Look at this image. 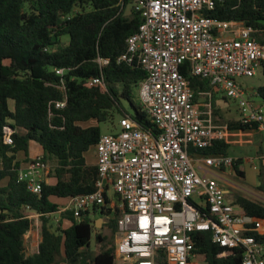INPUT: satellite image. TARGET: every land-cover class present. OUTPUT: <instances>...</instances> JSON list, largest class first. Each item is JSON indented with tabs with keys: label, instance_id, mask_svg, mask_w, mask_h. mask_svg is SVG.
<instances>
[{
	"label": "trees",
	"instance_id": "trees-1",
	"mask_svg": "<svg viewBox=\"0 0 264 264\" xmlns=\"http://www.w3.org/2000/svg\"><path fill=\"white\" fill-rule=\"evenodd\" d=\"M206 15L261 30L264 0H224ZM141 23L134 0H0V264H116V247L109 245L127 209L111 207L107 193L105 205L77 220L71 212L60 214V203L96 191L98 167L86 155L92 149L96 152L101 124L112 125L117 118L116 129L120 118L130 116L144 130L156 132L138 96L146 72L136 60L119 61ZM181 70L196 101L211 93L216 125L230 131L259 129L256 123L240 120L220 124L217 101L225 98L209 80ZM261 71L264 75V63ZM95 78H103L105 87L92 85ZM250 95L264 101V85ZM61 102L65 106L57 108ZM7 128L11 145L5 141ZM31 142L42 148L44 163L57 160L50 176L55 183L44 181L39 195L19 180L22 162L17 156L23 154L28 161ZM229 149L226 140H218L202 154L228 156ZM243 163L235 159L232 168L244 179ZM258 178L264 193L263 162ZM232 205L248 217L264 220L262 202L236 194ZM58 214L60 222L53 220ZM34 215H39L41 241L37 252L29 255L25 235L35 224L30 218ZM91 215L108 221L111 238L96 233ZM250 235L264 241L257 232ZM94 237L102 244L97 254L91 252ZM194 253L203 256L205 264H243V248L221 247L213 242L211 232L195 235Z\"/></svg>",
	"mask_w": 264,
	"mask_h": 264
},
{
	"label": "built area",
	"instance_id": "built-area-1",
	"mask_svg": "<svg viewBox=\"0 0 264 264\" xmlns=\"http://www.w3.org/2000/svg\"><path fill=\"white\" fill-rule=\"evenodd\" d=\"M223 1L134 0L142 23L119 61L136 60L146 72L138 96L156 132L144 130L130 116L120 118L116 132L102 135L96 147V191L74 197L60 209L78 220L105 205L112 189L127 209L118 220L116 264H191L199 232H211L221 247H242L243 264H264V241L250 235L260 234L262 220L233 206L230 191L210 172L232 168L234 159L202 154L225 140L228 128L214 122L211 93L196 101L181 72L183 67L209 80L236 106L242 123H256L264 131V101L254 99L252 90L239 82L262 68L264 29L206 15ZM91 84L105 87L103 78ZM6 134V143L13 144L11 129ZM46 169L39 156L20 170L19 180L39 195ZM35 216L39 218H30Z\"/></svg>",
	"mask_w": 264,
	"mask_h": 264
},
{
	"label": "rangeland",
	"instance_id": "rangeland-1",
	"mask_svg": "<svg viewBox=\"0 0 264 264\" xmlns=\"http://www.w3.org/2000/svg\"><path fill=\"white\" fill-rule=\"evenodd\" d=\"M130 7L128 8L129 11ZM229 36V34H226V37ZM239 82L246 88V89H250V88H254L257 89L260 86L264 85V75L262 73L261 70L258 71V73L251 78H241L239 79ZM219 97H222V94H219ZM13 104V103H12ZM237 108L235 105L231 106V113L229 114V116L227 115H222V120H219L218 122L220 124H227L228 121H230V119L233 120H238V114H237ZM117 125V118L115 120L114 124H109V123H105V124H101V131H102V135H109V134H113L115 133L116 129L114 128ZM114 126V127H113ZM263 136H264V132H263ZM238 151H240L242 153L241 158H237V159H242L243 160V164L241 166V169L244 171L245 173V178H241L239 176H237L234 173L233 168H230L226 171V169L224 170H220V171H216V170H210V172L220 176V182L225 186V188L227 190L230 191V198H233L234 195L236 194H240L243 195L247 198L259 201L264 203V193L259 190V185H260V180L258 178V172H257V168H260V162L258 161V159H254V158H250L253 157V153H255L254 148L251 147H245V146H232L230 149V153L234 154L235 153H239ZM95 149H92L86 156H87V160L89 163L95 162ZM264 154V151H261V155ZM19 157H23V155H19ZM235 160V159H234ZM263 162V161H262ZM57 165V160L55 159H50L47 162V169L45 171L44 174V181H46L47 179H50L51 176V172L54 169V167ZM200 165V164H199ZM224 171H226V173H223ZM110 194H111V201L112 203L116 206V207H121V202L119 200V198L117 196L114 195L113 190H110ZM66 206V202L63 201L60 203V209L64 208ZM35 219V224L34 226L31 228V232L30 234L26 236L25 238V242H26V252L27 254L31 255L37 252L38 250V245L41 241V236H40V224L38 222V217L35 216L33 217ZM91 218L93 220H95V224H96V233H101L103 235H106L107 237L111 238V230L108 228L107 224L108 221L106 219L100 218L98 215H91ZM60 219V215H56L53 216V220H55L57 222V220ZM58 224V223H57ZM63 228H66L67 225L64 224L62 225ZM120 234L117 233L115 235L114 240L111 239V245H109L110 247L115 246L117 244V241L119 240ZM102 250V244L98 243L97 240L95 239V237L92 240V244H91V252L92 254H97ZM195 262L197 264H205V260L203 256H197L195 258Z\"/></svg>",
	"mask_w": 264,
	"mask_h": 264
},
{
	"label": "crops",
	"instance_id": "crops-1",
	"mask_svg": "<svg viewBox=\"0 0 264 264\" xmlns=\"http://www.w3.org/2000/svg\"><path fill=\"white\" fill-rule=\"evenodd\" d=\"M250 89L253 91L254 88H250ZM253 98L256 99L257 101L259 100L256 96H254ZM203 99H205V97ZM232 105H234V104L227 103V101L225 99H223V98L218 99L217 108L219 109V115H220L221 118H222L223 114L229 116V114L231 113V106ZM10 107H11V109H14L13 105H11ZM237 114H238V112H237ZM230 120H233V119H230ZM238 120H240L239 114H238ZM220 127H222V130H223V128H225L227 126H220ZM263 132L264 131H262L261 129L248 130V131H230L229 129H226V133H225L226 138H225V140L230 144V149H231L232 146H234V147H236V146H245V147L254 148L255 153H253L254 154L253 157H250V158L258 159V161L261 164L262 161L264 163V154L261 155V152H260L261 150L264 151V136H263ZM230 149H229V155L228 156L232 157L233 159H237V158L243 157L242 153L240 151H238L239 153H235V155L231 154L230 153ZM19 155L20 154H18L17 159L22 162L21 170H24L32 160H34L37 157L43 155V150H42V148L40 147L39 144H37L35 142H31L30 146H29L28 161H26V162L24 161L26 158H25V156L23 154H21V155H23V157H19ZM93 164H97V159L95 160V162H93ZM227 170L228 169H226V171ZM226 171H224L223 173H226ZM258 171H259V168H257V172ZM213 175H215V176L220 178V176H218L216 174H213ZM46 182L54 184L55 183V179L50 178V179H47ZM30 232H31V230L27 234L29 235ZM27 234L25 235V238H26ZM260 234L264 235V220L262 221V228L260 230ZM25 246H26V243H25ZM204 260H205V258H204ZM191 264H197L195 262V259L192 261Z\"/></svg>",
	"mask_w": 264,
	"mask_h": 264
},
{
	"label": "water",
	"instance_id": "water-1",
	"mask_svg": "<svg viewBox=\"0 0 264 264\" xmlns=\"http://www.w3.org/2000/svg\"><path fill=\"white\" fill-rule=\"evenodd\" d=\"M251 90V89H250Z\"/></svg>",
	"mask_w": 264,
	"mask_h": 264
}]
</instances>
